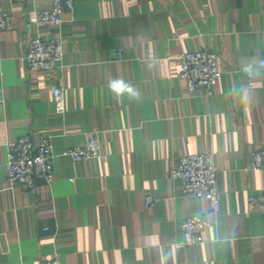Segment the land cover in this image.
<instances>
[{
  "label": "crops",
  "instance_id": "1",
  "mask_svg": "<svg viewBox=\"0 0 264 264\" xmlns=\"http://www.w3.org/2000/svg\"><path fill=\"white\" fill-rule=\"evenodd\" d=\"M14 28L0 32V264H264V70L250 80L241 58H264V0H77L59 28L38 21L51 0H0ZM64 38L62 62L30 69L34 36ZM208 47L222 70L212 93H188L180 53ZM122 79L138 100L107 87ZM52 83L64 89L56 110ZM244 89L248 98H241ZM254 90V91H253ZM52 136L56 152L97 136L102 155L55 160L35 192L8 180L6 142ZM213 152L219 210L184 194L180 156ZM158 202L147 208L145 196ZM212 225L189 244L183 219Z\"/></svg>",
  "mask_w": 264,
  "mask_h": 264
},
{
  "label": "built area",
  "instance_id": "2",
  "mask_svg": "<svg viewBox=\"0 0 264 264\" xmlns=\"http://www.w3.org/2000/svg\"><path fill=\"white\" fill-rule=\"evenodd\" d=\"M77 0H51L48 9L39 11L38 21L60 29L65 11L73 10ZM14 28L12 16L0 3V32ZM65 55L64 38L55 34L49 38L34 36L31 38L25 53V61L30 69L43 71L53 68L55 63L62 62ZM264 59V58H263ZM180 76L186 81L187 91L195 94L205 90L212 93L222 70L219 67L217 53L204 47L196 51L180 53ZM56 110L65 111L64 89L52 83ZM5 167L8 180L22 184L28 191L35 192L37 179L43 178L51 183L56 176L55 160L67 156L72 160H87L102 155L101 140L91 134L75 146L56 152L52 136L48 134L33 138L29 134L21 135L6 142ZM249 168H264V150L257 149L251 154ZM173 177L179 180L180 189L184 194L205 196L213 202L214 211H218L220 200L217 191V167L213 152H198L180 156L173 170ZM159 198L153 193L145 196V206H154ZM251 202L263 204L264 195L250 197ZM212 225V221L203 214L189 216L182 220V232L189 244H197L204 240L202 231ZM41 264H63L60 257L42 261Z\"/></svg>",
  "mask_w": 264,
  "mask_h": 264
},
{
  "label": "clouds",
  "instance_id": "3",
  "mask_svg": "<svg viewBox=\"0 0 264 264\" xmlns=\"http://www.w3.org/2000/svg\"><path fill=\"white\" fill-rule=\"evenodd\" d=\"M241 70L250 80L258 78L262 70H264V59H260L258 55L252 57L241 58ZM110 93L117 98L128 96L130 99L138 100L140 98L139 90L129 82L116 78L110 79L107 84ZM254 91V90H253ZM241 98L247 99L248 96L244 89L241 90Z\"/></svg>",
  "mask_w": 264,
  "mask_h": 264
}]
</instances>
